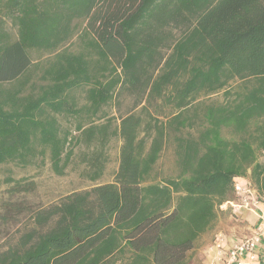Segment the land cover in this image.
<instances>
[{"label": "trees", "instance_id": "trees-1", "mask_svg": "<svg viewBox=\"0 0 264 264\" xmlns=\"http://www.w3.org/2000/svg\"><path fill=\"white\" fill-rule=\"evenodd\" d=\"M113 141L114 179L37 207L0 264H189L236 178L264 194V0H0V164L63 175L84 145L96 182Z\"/></svg>", "mask_w": 264, "mask_h": 264}, {"label": "rangeland", "instance_id": "rangeland-1", "mask_svg": "<svg viewBox=\"0 0 264 264\" xmlns=\"http://www.w3.org/2000/svg\"><path fill=\"white\" fill-rule=\"evenodd\" d=\"M213 99L221 102L223 95L220 93L213 96ZM132 102L130 96H121L120 104L117 103L108 108L110 115L118 117L127 112L131 108ZM224 135L233 136L229 129H224ZM171 138L173 139V137ZM120 144L119 141H113L110 144L108 150L110 159L106 165L105 173L96 182L82 175L86 165L82 162L81 156L82 153L88 152L84 145L76 148L77 155L65 169L63 175L54 172L50 160L47 158L44 163H42L41 158H38L37 161L27 166L14 163L0 164V251L14 243L21 231L32 225L31 215L37 207L57 202L73 191L90 188L97 183L112 181L118 168ZM259 160H264V156L260 155ZM156 168L161 176L176 174L177 166L173 141H170L163 151ZM10 176L15 179L33 181L34 188L29 192L10 193V184L7 183V178ZM239 179L244 181L242 177ZM253 187L255 186L253 185ZM258 194L264 205V194L259 192ZM245 213L237 214L231 209L224 211L218 208V218L213 228L199 238L194 250L190 252L189 264H206L207 248L219 232L229 236L234 234L239 238L250 235L254 224L253 220Z\"/></svg>", "mask_w": 264, "mask_h": 264}, {"label": "built area", "instance_id": "built-area-1", "mask_svg": "<svg viewBox=\"0 0 264 264\" xmlns=\"http://www.w3.org/2000/svg\"><path fill=\"white\" fill-rule=\"evenodd\" d=\"M233 190L235 198L220 204L219 209H231L237 214L251 211L258 215L259 221L252 233L241 239H230L226 233H217L207 248V255L211 264H264V258L259 254V247L264 243V211L261 210L264 205L260 195L245 178L244 181L236 178Z\"/></svg>", "mask_w": 264, "mask_h": 264}, {"label": "crops", "instance_id": "crops-1", "mask_svg": "<svg viewBox=\"0 0 264 264\" xmlns=\"http://www.w3.org/2000/svg\"><path fill=\"white\" fill-rule=\"evenodd\" d=\"M261 210H263L264 211V207L262 206L261 207ZM260 210V211H261ZM260 211H258V212H260ZM243 212H246L245 214H247L248 216H249V218H251L252 220H253V224H254V226H253V228H252V231H253V229H254V227H255V225L257 224V222L259 221V217H258V215L256 214V213H254V212H251V211H247V210H244ZM243 212H241V213H243ZM252 231H251V233H252ZM250 233V234H251ZM227 236H228V238H230V239H241V238H239V237H237L236 235H234L233 234V236H229L228 234H227ZM245 237V236H244ZM259 254H260V257L261 258H264V243L259 247ZM206 255H207V252H206ZM208 256V255H207ZM206 264H211V259H210V257L208 256L207 257V259H206Z\"/></svg>", "mask_w": 264, "mask_h": 264}]
</instances>
